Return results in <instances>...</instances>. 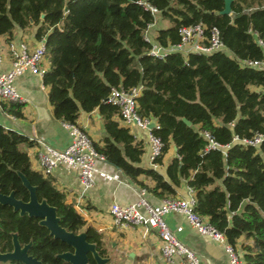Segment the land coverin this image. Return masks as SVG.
I'll return each instance as SVG.
<instances>
[{"label": "trees", "instance_id": "1", "mask_svg": "<svg viewBox=\"0 0 264 264\" xmlns=\"http://www.w3.org/2000/svg\"><path fill=\"white\" fill-rule=\"evenodd\" d=\"M137 1L0 0V35L10 38L16 27L35 26V39L45 44L48 68L43 83L49 87L54 116L77 124L80 111L97 110L104 135L101 144L93 145L106 162L157 199L176 196L186 180L196 200L194 211L240 250L244 264H264V139L256 145L243 141L264 134V68L239 63L264 58V0H233L230 14L220 13L223 0H145L156 14ZM157 18L171 26L157 28L154 35L148 25ZM196 23L204 24L206 32L217 27L224 48L211 53L171 52L162 58L148 54L151 42L145 40L146 32L167 46L179 43L181 26ZM138 86V112L157 122L152 133L163 142L155 162L162 163L171 145L176 149L177 157L166 165L165 175L139 165L142 142L115 119L118 107L105 102L111 88ZM0 106L22 116L21 102ZM35 143L0 125V193L12 192L27 202L25 182L29 183L39 201L55 208L61 227L83 233L101 257H109L102 233L67 200L52 176L32 168L24 147ZM142 175L154 184L138 180ZM40 221L0 203V252L13 250L15 236L42 264H71L61 255L73 252V247ZM88 261L95 264L90 254ZM0 264L24 263L9 259Z\"/></svg>", "mask_w": 264, "mask_h": 264}, {"label": "crops", "instance_id": "2", "mask_svg": "<svg viewBox=\"0 0 264 264\" xmlns=\"http://www.w3.org/2000/svg\"><path fill=\"white\" fill-rule=\"evenodd\" d=\"M34 31L35 26L24 30L16 27L10 38L7 35H0V54L3 58L1 72H8L12 66L9 43L18 45L23 42L30 49L40 44V40L34 37ZM43 64L48 68L45 58ZM13 84L22 96V116L16 117L0 109V125L31 139L44 141L56 149H65L71 138L63 122L53 114L48 99L49 87L43 84L39 76L28 70L17 76ZM115 119L119 120L118 117ZM77 124L89 132L93 141L102 143L103 119L97 110L80 111ZM120 124L123 125L121 122ZM123 126L128 127L134 138L143 144L144 152L139 165L153 168L165 175L166 165L172 158L177 157L175 147L171 145L163 155L162 163L154 166L149 160L147 131L135 124ZM35 142L33 146L24 147V149L29 154L32 168L39 170L37 154L40 145L37 141ZM51 176L57 188L65 192L67 200L73 202L85 219L102 233L104 247L109 256L104 257L105 264H171L161 256V241L153 230L145 231L143 227L122 228L113 223L109 214L110 205L114 202L120 205L135 202L139 188V185L119 168L106 161L98 160L92 174L93 184L88 188L81 185L79 170L73 166L59 164ZM138 180L149 186L154 184L153 180L143 175L138 177ZM189 189L187 181L183 180L177 188L176 196L187 197ZM148 198L152 203H158L160 200L150 195ZM164 220L173 234L197 253L203 264H230L223 245L208 236L199 234L184 214L169 212L164 215ZM243 241V238L239 239V243ZM15 247H18L20 251L24 250L17 243ZM173 264H180L179 259L176 258Z\"/></svg>", "mask_w": 264, "mask_h": 264}, {"label": "built area", "instance_id": "3", "mask_svg": "<svg viewBox=\"0 0 264 264\" xmlns=\"http://www.w3.org/2000/svg\"><path fill=\"white\" fill-rule=\"evenodd\" d=\"M137 3L145 9L150 10L152 14L157 13V9L148 4L145 0H138ZM152 24H149L150 28ZM180 41L177 44H168L162 46L154 41L152 36L146 32L145 40L151 42L148 54L162 58L171 52L181 53H211L224 48L220 38L218 28L212 26L206 32V26L202 23H196L188 26H181L179 29ZM258 43L263 45L261 40ZM9 52L11 59V69L8 72H1L3 62L0 54V103L1 102H21L22 96L14 86V79L28 70L39 76L43 82V75L47 68L44 66L45 44L40 40V44L34 49H30L26 43L20 42L18 45L9 43ZM242 66L255 68H264V58L262 59H242L239 60ZM44 84V83H43ZM141 87L111 88L105 102L118 107V119L123 125L135 124L141 129L147 131V140L149 144V160L156 166V158L162 154L163 142L152 133L153 128H157V122L150 117L142 116L138 112L137 97ZM0 109L1 106H0ZM150 123H153L150 127ZM70 135L69 145L59 150L48 143L35 140L40 145L37 154L39 171L43 175L51 176L59 164L73 166L79 170V181L84 188L93 184L92 174L95 170V163L98 160L105 161L103 154L98 152L89 132L82 126L74 123H65ZM209 139L210 147L214 146L212 139L207 132L203 133ZM236 139V138H234ZM264 139V134H257L252 139L243 141L256 145ZM137 199L135 202L127 205H120L116 202L109 207V214L113 223L122 228L143 227L145 231L153 230L161 241V256L167 263L173 264L175 259H179L180 264H203L197 253L183 244L170 230L164 220V215L169 212L184 214L197 232L203 236L220 242L227 254L230 264H244L239 250L231 245L225 239L222 232L217 230L205 216H201L194 211L196 200L192 189H189L187 197H163L158 203H152L148 198L145 188L139 187L137 190Z\"/></svg>", "mask_w": 264, "mask_h": 264}, {"label": "water", "instance_id": "4", "mask_svg": "<svg viewBox=\"0 0 264 264\" xmlns=\"http://www.w3.org/2000/svg\"><path fill=\"white\" fill-rule=\"evenodd\" d=\"M232 2L233 0H223L224 6L220 13L230 14ZM64 10L67 11V7H65ZM41 17H43V14H41ZM182 121L187 125L191 124V122L186 118H182ZM152 125L153 123H150V127H152ZM25 185L29 189V200L27 202L16 199L11 192L9 195L0 193V203L12 206L13 209L18 210L19 214L21 215L27 213L30 216L39 217L41 219L40 223L42 225H45L54 237L59 238L66 244L73 247V252H65L61 255L66 261L70 262L71 264H90L88 261L89 254L95 260V264H105V258L101 257L98 254L93 243L86 241L85 235L83 233L74 234L61 227L58 223L55 208L53 206H50L46 201H39L35 194V188L29 185V183L27 182H25ZM42 204L47 206V208H42L40 206ZM27 247L28 245H25L23 248V252L20 251L16 255L14 254L15 252L3 254L0 253V255L4 257L2 260L5 261L8 259H21L25 264H27V262L29 264L30 262L27 260V256L29 255H27L26 252ZM15 249L19 248L16 247ZM67 254H69L70 256H67ZM29 257L34 258L32 256ZM36 261L38 262V264H42L40 261Z\"/></svg>", "mask_w": 264, "mask_h": 264}, {"label": "rangeland", "instance_id": "5", "mask_svg": "<svg viewBox=\"0 0 264 264\" xmlns=\"http://www.w3.org/2000/svg\"><path fill=\"white\" fill-rule=\"evenodd\" d=\"M169 26H171V22L170 21L165 20V19H161V18H157L156 22L154 24H152L148 30L149 31L151 30L152 32L156 33V29L157 28L158 29L159 28H162V27L163 28H166V27H169ZM149 31L147 32L148 33V36H151V34L149 33ZM13 252H15L14 254L16 255V254H18V252H20V250L19 249H14ZM3 258L4 257H2L0 255V259H3ZM27 264H28V262H27Z\"/></svg>", "mask_w": 264, "mask_h": 264}, {"label": "flooded vegetation", "instance_id": "6", "mask_svg": "<svg viewBox=\"0 0 264 264\" xmlns=\"http://www.w3.org/2000/svg\"><path fill=\"white\" fill-rule=\"evenodd\" d=\"M15 241L17 242V244H18V246L20 247V248H24V246L25 245H23V246H21L19 243H18V241L17 240H15V236H14V241H13V250L11 251V252H6V253H12L13 251H14V249L16 248L15 247V245H14V243H15ZM28 245V244H27ZM29 246V245H28ZM27 249H28V247H27ZM26 252H27V250H26ZM1 253V252H0ZM1 254H3V253H1ZM27 255H28V253H27ZM30 256V255H29ZM36 259V258H35ZM9 260V259H8ZM19 260H21V259H19ZM37 260V259H36ZM5 261H7V260H5ZM4 260H2V259H0V263H2V262H5ZM22 261V260H21ZM23 262V261H22ZM24 263V262H23ZM25 264V263H24Z\"/></svg>", "mask_w": 264, "mask_h": 264}, {"label": "bare ground", "instance_id": "7", "mask_svg": "<svg viewBox=\"0 0 264 264\" xmlns=\"http://www.w3.org/2000/svg\"><path fill=\"white\" fill-rule=\"evenodd\" d=\"M42 208H47V206H45L44 204L40 205ZM14 245H16V242L14 243ZM76 249V247H75ZM23 252V250L21 251ZM67 256H70L69 254H67ZM96 256V255H95ZM27 260L30 262L29 264H38V262L34 259V258H31L29 256H27Z\"/></svg>", "mask_w": 264, "mask_h": 264}]
</instances>
